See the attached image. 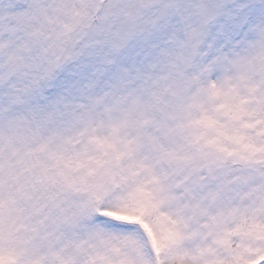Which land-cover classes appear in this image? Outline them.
Listing matches in <instances>:
<instances>
[{
  "label": "snow or ice",
  "instance_id": "1",
  "mask_svg": "<svg viewBox=\"0 0 264 264\" xmlns=\"http://www.w3.org/2000/svg\"><path fill=\"white\" fill-rule=\"evenodd\" d=\"M0 264H264V0H0Z\"/></svg>",
  "mask_w": 264,
  "mask_h": 264
}]
</instances>
